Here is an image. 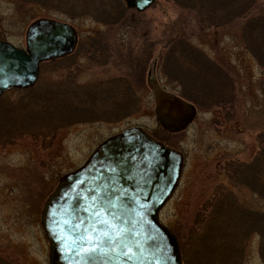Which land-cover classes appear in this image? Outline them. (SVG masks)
<instances>
[{
    "label": "rangeland",
    "instance_id": "374dc122",
    "mask_svg": "<svg viewBox=\"0 0 264 264\" xmlns=\"http://www.w3.org/2000/svg\"><path fill=\"white\" fill-rule=\"evenodd\" d=\"M252 9L230 24L216 10L209 16L225 25L211 27L200 23L207 14L171 0L144 12L120 0H0L5 42L25 49L28 27L43 18L79 35L76 56L42 66L34 90L0 99V264H50L45 202L99 144L131 127L184 155L160 213L182 264H264V47L247 25L264 20V1ZM148 75L198 111L186 130L158 124ZM256 164L259 185L246 176ZM224 195L243 216L258 215L225 219ZM212 210L221 216L210 218Z\"/></svg>",
    "mask_w": 264,
    "mask_h": 264
},
{
    "label": "water",
    "instance_id": "95a60500",
    "mask_svg": "<svg viewBox=\"0 0 264 264\" xmlns=\"http://www.w3.org/2000/svg\"><path fill=\"white\" fill-rule=\"evenodd\" d=\"M122 1L138 12L155 3ZM77 42L72 26L49 19L28 27L26 49L0 40V97L33 87L40 65L71 55ZM149 87L164 130L179 133L194 121V106L165 92L156 81ZM182 169L180 152L139 127L100 144L82 167L60 179L44 205L42 228L50 264H182L178 239L160 222ZM90 245L99 250L83 251Z\"/></svg>",
    "mask_w": 264,
    "mask_h": 264
},
{
    "label": "trees",
    "instance_id": "16d2710c",
    "mask_svg": "<svg viewBox=\"0 0 264 264\" xmlns=\"http://www.w3.org/2000/svg\"><path fill=\"white\" fill-rule=\"evenodd\" d=\"M171 1H173L174 4L177 7H180L182 9H187V10H190V11H195V13H198L199 15H203L202 13H205L208 16L209 15H213L216 10H219L220 9V12L221 13H224V14H221L222 15L221 17H223V19H224V17L225 18L228 17L227 19H224V21H225V23L230 24L235 19H238V18H241L242 20L245 21V19H247V15L251 11H253L252 8L254 7V5H258L261 1H264V0H171ZM232 14H234V15H232ZM242 17H244V19ZM258 19H259L258 21L257 20L256 21L254 20V21H251L250 24H247V25H250V27H249L250 29L248 31L249 32L258 31L259 32V35L258 36H260L259 39H262L261 40L262 43L260 42V45L264 47V25H263V23H264L263 21L264 20H262L261 18H258ZM215 20L216 19H212L211 16H209L208 20H204L205 22H203V20H201L200 23H202V24H208V26H211V27L212 26H219V25L224 26L225 25V23H215ZM221 20H222V18H221ZM243 24H245V22ZM173 51H174V48L170 52L173 53ZM174 53H176V51H174ZM186 53H187L186 51H184V53H181V55L184 54V57L183 58L190 57V54L186 57L185 56ZM171 55L173 57L175 56L173 54H171ZM197 57H199V56H197ZM185 60H187V59H185ZM45 65L46 64H44L43 66H45ZM29 90H34V88H31ZM262 151H261V153H262ZM261 158H262V161L264 162V154L262 155ZM261 158L258 157V161ZM256 167L258 169H256ZM236 171H237V174H238V169ZM229 172H230L229 173L230 175L233 174L230 170H229ZM247 172L248 173H247L246 176L249 175V177H248L249 180L248 181H250V183L252 184V180H253V184L256 183L257 185H259V182L256 181V178L258 176L257 174L258 173L260 174V170H259L258 165L256 164V166H253V167L251 166L250 169ZM241 173H242V171H241ZM261 175L263 176V174H261ZM261 175H260V178L259 179H261ZM241 177H243V176L241 175ZM261 189L264 192V189L263 188H261ZM218 198H219V200L222 201V202L219 203V205L220 206L221 205H224L225 208H226V210H227V213H225L226 214L225 215V219L232 218V216H234V215H236L238 217H240V216L241 217H247V218L250 217V218H254L255 219V217H254L255 214L257 213L256 215H258V213H259V212H253L252 215L243 216L244 213L239 212V211L240 210L242 211L244 209L238 204L239 202H236L231 197H226V195L221 196V197L219 196ZM213 205L214 204H212V206ZM211 213H212V215L210 216V218H214L216 216H221L220 212H217L216 210H212ZM261 219H262V217H261ZM262 230H263V228H262ZM258 232L259 231H257V234L260 235Z\"/></svg>",
    "mask_w": 264,
    "mask_h": 264
},
{
    "label": "flooded vegetation",
    "instance_id": "af4514ba",
    "mask_svg": "<svg viewBox=\"0 0 264 264\" xmlns=\"http://www.w3.org/2000/svg\"><path fill=\"white\" fill-rule=\"evenodd\" d=\"M120 1H122V0H120ZM125 5H126V7H128L127 6V4L124 2V1H122ZM51 5H54V3H52ZM129 8V7H128ZM129 9H131V8H129ZM43 19H49V20H54V19H50V18H43ZM38 20H41V19H38ZM37 20H35L34 22H36ZM54 21H56V22H60V21H57V20H54ZM33 22V23H34ZM60 23H65V24H68V25H70V26H72L73 28H74V26L72 25V24H69V23H66V22H60ZM75 29V28H74ZM76 31V30H75ZM76 33H77V31H76ZM77 36H78V42H77V46H76V48H75V50H74V52L71 54V55H69V56H66V57H64V58H62V59H60V60H70L73 56H76V54H77V49H78V44H79V35H78V33H77ZM93 52V51H92ZM91 52V53H92ZM90 53V54H91ZM98 57H96V59H97ZM93 60V59H92ZM55 62H58V61H55ZM94 64H95V59H94ZM149 74H150V72H149ZM150 78V75H148V79ZM160 85V84H159ZM148 86H149V83H148ZM161 87V86H160ZM162 88V87H161ZM164 91H166L165 90V88H162ZM182 100H185V99H183V98H181ZM186 101V100H185ZM186 102H188V101H186ZM190 105H192L193 106V104L192 103H190V102H188ZM198 112V111H197ZM198 114V113H197ZM197 116V115H196ZM132 128V127H131ZM127 129H129V128H127ZM125 130V129H124ZM123 131V130H122ZM43 211V210H42ZM41 215H42V213H41ZM49 254H50V251H49Z\"/></svg>",
    "mask_w": 264,
    "mask_h": 264
},
{
    "label": "snow or ice",
    "instance_id": "6c2138e0",
    "mask_svg": "<svg viewBox=\"0 0 264 264\" xmlns=\"http://www.w3.org/2000/svg\"><path fill=\"white\" fill-rule=\"evenodd\" d=\"M87 240H89V241H91L92 240V237H90V236H86L85 237ZM99 250V248H98V246H96V245H90V246H87V247H84L83 248V251H85L86 253H88V252H92V253H94V252H97ZM115 249H112V251H114Z\"/></svg>",
    "mask_w": 264,
    "mask_h": 264
}]
</instances>
